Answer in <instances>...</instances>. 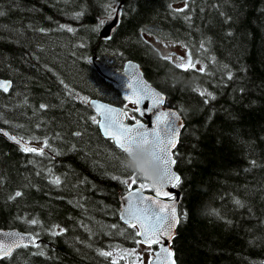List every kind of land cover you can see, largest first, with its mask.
Returning a JSON list of instances; mask_svg holds the SVG:
<instances>
[{"label": "trees", "instance_id": "obj_1", "mask_svg": "<svg viewBox=\"0 0 264 264\" xmlns=\"http://www.w3.org/2000/svg\"><path fill=\"white\" fill-rule=\"evenodd\" d=\"M116 1L0 0V77L11 81L0 89V127L34 148L49 144L37 155L0 135V228L41 238L0 264H112L100 252L137 245L119 217L124 154L86 105L124 101L90 55L114 67L139 62L184 119L173 150L177 264H264V0H123L103 39ZM153 39L180 44L198 66L176 67L170 56L182 54L163 55Z\"/></svg>", "mask_w": 264, "mask_h": 264}, {"label": "snow or ice", "instance_id": "obj_2", "mask_svg": "<svg viewBox=\"0 0 264 264\" xmlns=\"http://www.w3.org/2000/svg\"><path fill=\"white\" fill-rule=\"evenodd\" d=\"M108 21L101 20L100 27L106 25V23L113 22L119 16V9L108 6ZM183 11V9H181ZM3 15V12H0ZM79 15V14H78ZM187 19V17H186ZM71 31L72 29H68ZM203 47V45H202ZM195 63L192 60L191 55L188 56L186 62L181 61L176 64V67L188 70L189 68H195ZM200 71H204L203 68ZM231 79V76H229ZM10 85L7 82H0V89L4 92L9 90ZM129 92L125 95V100L129 104L134 105L133 112L141 116L146 114H152L155 120L151 128L147 127L140 119H135L134 123L129 126L124 123L125 119H133L128 114L127 109L117 110L115 108L105 107L101 104H96L95 109L98 116L103 117L102 120L97 121L93 117V122H98L99 126L103 129L104 135L113 140L116 147L124 154L137 142L151 145L150 155L159 160L163 165V177L164 182L159 185L151 184L147 179L138 177L135 173L128 172V178L121 180V183L127 186L128 194L125 197L126 206L123 208L122 219L125 224L134 230V236L139 237L136 242L143 244L149 250L150 259L147 264H175L174 253L170 246L166 243V240L171 239L173 235V229L178 223H180V216L176 211L175 203H163L159 198L168 197L171 201L173 197L169 192L165 191L167 186L177 187L181 183V177L175 175L171 171V165L175 163L172 159V149L175 148L177 143V128L175 123L178 120V116L175 112H157L160 105L164 103V97L159 93L152 91L141 81L129 80L127 83ZM200 95L211 96L210 93L200 91ZM84 99V98H82ZM145 101L149 103L145 105ZM87 102V101H86ZM141 105H145L143 108ZM41 108H45L46 105H41ZM7 135L6 133H3ZM79 135V133H77ZM17 144L21 145V150L24 152L35 153L37 155H44V149L49 147L48 141L43 142L42 148H34L28 146L26 142L17 140L15 137H10ZM116 178V177H114ZM53 184L59 185L60 179L58 177L53 178L51 181ZM138 185L133 190L132 186ZM146 189H150L155 193V197H149L143 195ZM21 192L17 191L11 199L20 197ZM239 204V201H236ZM181 216L184 214H180ZM32 224H37V220H32ZM63 232L60 229L57 232L52 230V235H58ZM12 237L10 241H0V259H7L13 255L15 249L21 247H28L29 245L23 243V237H17L16 234H8ZM157 246L158 250L153 249V246ZM33 246L35 245L33 241ZM36 254L43 255L42 251H38ZM100 255L104 257H110L112 252H100ZM128 255H135L134 252H125L120 254V258ZM137 260L140 257L137 256ZM112 264H117V260L113 259Z\"/></svg>", "mask_w": 264, "mask_h": 264}, {"label": "water", "instance_id": "obj_3", "mask_svg": "<svg viewBox=\"0 0 264 264\" xmlns=\"http://www.w3.org/2000/svg\"><path fill=\"white\" fill-rule=\"evenodd\" d=\"M122 6H123V0H117L115 5H114V8L119 9V16L113 22L106 23V25L103 26L102 28L99 26L98 34L101 38L108 39L111 37L112 33L114 32V30L116 29V27L120 23L121 14H122ZM104 21H108V16L104 19ZM169 53L176 54V51L171 50ZM88 60L92 64V66L97 70V72L106 81L111 83L120 92V95L124 101H126L125 95H127L129 92V89L127 88V83L130 79L134 80V81H141L149 89H151L152 91H155V92L159 93L160 95H162L164 97V103L159 106V108L157 109V112H175L176 113V115L179 118L178 120L175 121V123L178 125V128H177V143H178L181 130L184 126V119L176 108L166 104L164 92H162L159 88H157L154 84H152L146 78V76L144 75L143 69H142L141 65L139 64V62H137L134 59H126L121 67L115 68L107 62L99 61L98 59H96V57L94 55H90ZM0 82H7L9 85H11V81L8 78L0 77ZM86 101H87L86 105L91 110H93L96 114H97L96 109H95L96 104H101V105H104L105 107L115 108L118 111L119 110H125V107L122 104H116V103H113V102H110V101H107V100H104V99H101L98 97H94V96L89 97ZM148 103H149L148 101H145V105H147ZM145 105H141V107L143 108ZM137 115L139 116L138 119H140L142 123H144L147 127L151 128V126L155 120V117L152 114H146L143 116H141L139 114H137ZM102 119H103V117L98 116L97 121H100ZM124 123L126 125L131 126L134 123V120L129 121V120L125 119ZM97 124H98V127H99L101 133L104 135L103 129L99 126L98 122H97ZM3 133H6L7 135H4ZM0 135L5 137L10 142H12V143H14L20 147H21V145L17 144L10 137H15L17 140H22L23 142H26L28 144V146H31V147L36 146L35 143L23 140L22 138L11 133L8 129H6L4 127H0ZM105 137H107V136H105ZM177 143H176V145H177ZM173 150H174V148L171 150L172 151V159L175 161V158L173 155ZM171 171L175 175L180 176L179 172L175 168V163L171 165ZM137 187H138V185L132 186L133 190H135ZM165 191L169 192L170 195L173 197V199L170 201L168 197H163V196L160 197L159 199L163 203H175L176 211H177V214L179 216V202H180V198H181L180 190L178 189V187L167 186L165 188ZM127 194H128L127 190L124 193L120 194L119 217L122 221H123V219L121 217L123 215V208L126 206L125 197L127 196ZM143 195L149 196V197H155V193L153 191L147 190V189L144 191ZM177 225L173 229L172 238L166 240V243L170 246L171 250L174 253L173 258L175 260V264H177V260H176V256H175V250L173 247V240H174V237L176 235ZM12 233L16 234L17 237H23V243H26L28 245H33V241L35 244H37L41 240V238H36L34 236V234L29 232V231H23V230H20L18 228H0V241H10L12 239V237L9 236L8 234H12ZM153 249L158 250V247L155 246ZM150 258L151 257H149L148 260Z\"/></svg>", "mask_w": 264, "mask_h": 264}, {"label": "clouds", "instance_id": "obj_4", "mask_svg": "<svg viewBox=\"0 0 264 264\" xmlns=\"http://www.w3.org/2000/svg\"><path fill=\"white\" fill-rule=\"evenodd\" d=\"M182 79V78H181ZM186 87L191 84L185 82ZM151 145L137 142L124 153L121 164L127 172L135 173L142 179H147L153 185L164 182L163 165L150 155Z\"/></svg>", "mask_w": 264, "mask_h": 264}, {"label": "rangeland", "instance_id": "obj_5", "mask_svg": "<svg viewBox=\"0 0 264 264\" xmlns=\"http://www.w3.org/2000/svg\"><path fill=\"white\" fill-rule=\"evenodd\" d=\"M153 43L156 45V47L160 50V52L163 55H168L170 56L169 52L173 49L175 50L177 53L182 54L184 57L183 58H178L176 55H171V59L173 61H175L176 63H179L181 61L186 62L188 59V54L186 52V50L184 49L183 46H181L178 43H172L170 41H165V40H158V39H153L152 40ZM195 66H198V62L195 63ZM125 108L128 111V114L131 115L133 114V109H134V105L129 104L128 102L124 103ZM135 114L131 115L132 117H134ZM113 253L112 258L113 259H119L120 258V254L125 253V252H134L135 255H128L126 263L127 264H147L148 258L150 257L149 255V250L147 249V247L143 244H139L137 243V245L134 248L131 249H127L124 252H119L117 250L115 251H110ZM137 256L140 257V260H137Z\"/></svg>", "mask_w": 264, "mask_h": 264}, {"label": "bare ground", "instance_id": "obj_6", "mask_svg": "<svg viewBox=\"0 0 264 264\" xmlns=\"http://www.w3.org/2000/svg\"><path fill=\"white\" fill-rule=\"evenodd\" d=\"M148 190H150V189H148Z\"/></svg>", "mask_w": 264, "mask_h": 264}]
</instances>
